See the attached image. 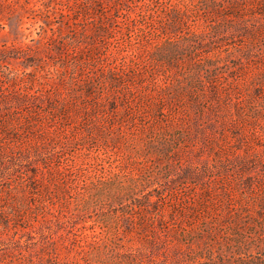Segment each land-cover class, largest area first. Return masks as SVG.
<instances>
[{
  "label": "rangeland",
  "instance_id": "1",
  "mask_svg": "<svg viewBox=\"0 0 264 264\" xmlns=\"http://www.w3.org/2000/svg\"><path fill=\"white\" fill-rule=\"evenodd\" d=\"M178 1L128 0L127 5H121L125 11L114 12L107 19L110 29L106 30V37L96 40L105 43L100 51L103 59H109L110 54L115 53L119 56V64L151 65L148 70L156 69V78L168 80L175 87H188L187 91L181 89L177 106L172 108L174 112L170 110L171 114L163 119L154 110H149L151 117H144L148 110L142 103L132 107L139 114L130 119L127 111L128 101L132 98L124 97L128 94L126 87L105 86L99 78L100 67H86L89 72L86 74L93 78L84 75L86 82L81 87L79 80L71 85L69 77L66 78L69 81L63 83L53 76L54 65L63 67L66 63L56 53L29 69H25V56L18 59L13 52L1 61L5 74L19 72L27 79L30 76L24 73H34L40 78L41 83L33 87L43 98L50 93L48 91L61 90L67 94L93 88L96 94L108 90L120 99L117 110H112L113 104L101 103L100 97H93V94L90 100L93 109L105 105L108 112L100 121L83 113L76 103H70V108L67 106L66 114L49 116L46 147L42 144V153L33 157L35 162L44 159L47 168H52L53 173L59 170L61 176L54 173L55 186L49 180L44 186L37 182L34 190L25 191V196L34 203L43 202L44 196V202L52 210L35 226L23 220L16 222L18 229L14 223L5 224V231H0V264L3 257L8 255L10 259L19 251H29L36 264H264V146L259 148L256 158L250 157V162L242 163L240 160L246 157L248 150L245 135L249 132L241 121L237 125L231 122L238 104L244 99L245 95L241 94L244 88L253 96L251 106L255 103L256 108L262 110L256 123L248 126V131L264 129V99L260 97L264 94V16L257 13L263 10L256 5L257 0H237L239 19H221L213 13L216 10L211 5L202 3L203 0L173 5ZM175 7L188 11V26L183 27L181 36L195 31L208 35L219 25H222V32L209 36L200 54L174 49L155 62L140 47L144 44L148 49H154L165 42L161 28H156L169 27L168 15ZM224 11L232 12L230 9ZM145 12L150 16H144ZM97 22V18L85 22L91 43L95 39L90 36L91 27ZM29 23L19 31L16 20L9 22L6 30L10 36L0 39V45L8 42L10 47L13 41L21 45L22 41L37 38L36 28ZM169 30L172 38L177 39L179 33ZM182 43L183 38L176 44ZM195 44L194 41L185 43V48L192 50ZM136 54L142 58L138 59ZM42 88L43 92H40ZM17 92L4 78L0 80L1 101L4 97L13 100ZM140 93L141 90L136 95ZM32 107L34 104L29 102L22 108L25 112ZM10 109L7 107L3 112ZM238 125L240 128L236 130ZM223 133H229L233 143V136L236 137L235 144L227 148L233 161L224 166L217 158V151L206 146L207 142L210 145V141L217 142ZM237 147L241 150L233 153ZM16 156L23 157L19 153ZM20 158L8 162L5 173L0 174L3 187L19 176L24 177L27 171L32 175V167L25 158ZM43 170L47 175V169ZM214 179L216 181L212 183ZM43 187L48 188V192L42 191ZM210 190L213 199L219 197L217 203L206 198ZM151 195H160L163 203L169 204L165 210L167 217L178 201L185 206L204 197L210 201L212 212L196 220L192 230L194 235L206 230L208 225L212 227V220L222 219L225 223L211 240L205 237L192 249L181 244L180 250H175L176 243L164 242L160 230L163 226L155 212L146 215L136 207ZM177 204L175 207L181 209ZM140 215L152 226L142 236L138 234ZM233 216L238 217V224L244 230L234 231L235 227L231 226L236 224L229 227ZM180 222L177 220L170 225L171 231L176 230L179 237L182 232L177 223ZM153 231L161 239L149 244L146 236H153ZM239 237L242 243L237 241ZM78 240L86 241L88 255L81 251ZM123 254H132L136 256L135 260L133 257L122 259L120 255Z\"/></svg>",
  "mask_w": 264,
  "mask_h": 264
},
{
  "label": "trees",
  "instance_id": "2",
  "mask_svg": "<svg viewBox=\"0 0 264 264\" xmlns=\"http://www.w3.org/2000/svg\"><path fill=\"white\" fill-rule=\"evenodd\" d=\"M34 1L35 0H0V39H5L10 36L6 29L9 22L13 19L17 21V28L19 31L25 24L30 22L29 24L33 28H36L38 34L37 38L31 39L29 42H20L21 45H16L17 42L15 43V41H13L10 47L7 45L8 42L0 45V80L4 78L10 87L18 91L15 96H13V100H11L10 97H4L3 101L0 100V174L3 175L5 173L8 162L20 158L16 156L17 153L21 154L23 156L21 158H25L26 162L32 167V175H29L27 171L24 177L19 176L18 179L11 180L6 187L0 184V231L2 232L6 229L5 224L14 223L16 229H18L19 224L16 222H21V220L35 226L40 223L41 217L48 215L52 210L49 208V205L44 202V196L43 202L41 203H34L32 199L29 201L28 199L30 198L25 196V191L31 192L34 190L37 182L42 183L44 186L45 183L46 185L48 184L49 180V182L55 186L56 181L54 173L61 176L59 170L53 173L52 168L48 167V169L44 159L39 160V163V161L35 162L33 157L35 154L42 153L40 148H42L43 145L46 147L45 135L47 120L50 119L49 116L54 117V114H66L68 108H70L69 104L76 103L80 106L79 109H81L83 113H88L96 121H100L103 115L108 114V112L105 105L93 109L94 107H92L90 101L93 99V94H95L93 97H100L101 103L107 102L111 106L113 104V107L110 108L112 110H117L116 106L120 99L119 96L108 90L96 94L93 92V88L75 93L68 92L67 94L63 93L61 90L57 92L48 91L50 93H47L45 98H43L37 95L33 87L37 83L40 84L42 81L40 78L36 77L34 73H24V75L30 76V78L26 79L22 77L19 72L15 73L14 71H10L7 74L2 72L3 65L1 61L10 57L12 52L17 54L18 59H21V57H19L21 55L25 56V69L32 68L35 65L37 66V63L42 62L43 58L56 53L59 58L64 59L66 63H63V67L54 65L55 67L53 68L55 71L52 72V74H54L53 76H56L57 79L63 83L70 80L71 85L74 84L73 82L75 80H79L81 87L85 86L84 84L86 82L83 76L89 73L87 72L88 70L86 71V67L93 66L96 67V69L100 67L101 73L99 78L103 81L105 86L126 87L128 94L124 95V97L126 99L132 98V100L128 101L129 107L127 111L130 119L136 118L139 114V112L132 108L137 103H142L144 108L148 110L146 113L147 115L144 117H149L151 115L149 110H154L157 116L163 119L168 116L169 113L171 114V112H174L172 108L177 106L175 103L179 101L181 89L184 91L188 90V87H181V85L175 87L171 85V82L168 80L156 78V69H154V71L148 70L151 68V65L142 67L141 64H139L134 67L129 62L119 64L117 61L119 56L115 53H111L109 59H103L100 51L104 48L105 43H99L96 40L106 37L104 34L107 33L106 30L110 29L107 19H109L114 12L119 14L125 11V9H122L121 5H127L128 0ZM188 1L189 0H179L177 4L173 5H188ZM37 3H40V6L37 5ZM202 3L211 5L213 10H216L213 13L218 14L219 16L217 17L221 19H239L237 15L240 4L237 0H203ZM51 5L59 6V8ZM144 5H146V3H144ZM256 5H260V9L263 10L257 13L264 16V9H262L264 8V0H257ZM226 9H230L232 12L225 13L227 12L224 11ZM187 12L188 11L185 9L172 8L167 19V21H171V23L168 24L170 28L168 26H166L167 28L162 26L156 28L157 30L161 28V36L165 39V42L162 44L157 43L158 45L154 47V49H148L147 45L143 44L140 50H143V52L148 54L149 58L153 61L155 60V62L161 60L164 53L167 54L174 49L187 51L192 55L200 54L204 49L207 38L222 32V25L213 27L208 35L200 31H195L190 35L181 36L180 34H182L183 27L188 26L186 21L188 17ZM143 14L144 16H147V14L150 16L148 12ZM96 18L98 22L95 24V27H91L90 36L95 38L92 41L93 43H91L88 37L89 27L85 25V22L89 19L94 20ZM81 20H84V22H81ZM169 29L179 33L177 39L174 40V38H172ZM261 29H263L262 26ZM258 30H260L259 27ZM182 38L184 39V43L176 44L177 42L179 43ZM191 41H194L196 44L193 45L192 50H188L185 48V43ZM134 56L138 59L142 58L139 54ZM84 65L85 68H83ZM147 70L148 73H146ZM67 77H69V80L66 79ZM87 77L93 78L91 75H87ZM202 82L203 80L199 78V83ZM238 85H240V82H238ZM261 86L262 85H260V87ZM43 89L44 88H42L40 92H43ZM140 90L141 93L136 95ZM223 90L224 88L220 89V91ZM241 94H244L246 97L243 96L244 99L238 104L237 113L232 115L231 122L237 125L236 123L241 121L242 125L246 126L247 132H249V135H245L246 139H248L246 157L240 160L242 163H248L250 162V157L256 158L259 153V148L264 146V129L257 131L256 128H253L251 131H248V126L252 127L254 123H256L262 114V110L256 108L257 105H255V103L251 106L254 99L251 98L253 97L252 95L246 93V89L242 88ZM214 97H216V93H214ZM260 97L264 99V94L260 95ZM45 100L47 101L46 104ZM29 102H32L34 107L24 112V108L22 107L29 104ZM101 103L99 106H101ZM169 103H171V105ZM7 107H11V109L8 110L7 113L3 112V109L6 110ZM42 120L45 121L43 122ZM238 127L240 128L238 125L236 130H238ZM233 137L235 138L233 139L234 143L231 142L232 137H230L229 133H223L222 137L217 141L220 143L210 141L211 145L208 142L206 144L210 150L217 151V158L223 166L233 161L230 152L227 151V148L231 147V144H235L236 142V137ZM239 150H241V147L235 148L233 153ZM43 169H47V175L44 173ZM215 181V179L212 180V183ZM45 189L46 187H43L42 191ZM57 189L61 190L59 186H57ZM47 190L48 188L45 191L48 192ZM150 197L151 198L146 197L145 200L138 203L136 207L140 211L145 212L146 215L155 212V215L160 219L159 222L162 223L160 225L163 226L160 230L165 237L164 242L170 241L173 244L176 243L177 245L174 244L175 250H180L181 244L192 249L195 243L203 240L205 237H210L211 240L212 237L217 236L218 229L221 228L222 223H225L222 219L212 220L214 221L212 227L208 225L206 230H200L199 233L194 235L192 234V230L195 227L196 220H201L205 215H210L212 212L210 208L211 204H209L210 201H207L204 197L203 199L195 200L193 205L187 206L183 203L181 205L180 201H178V204H176L181 206V209L176 208V204L174 203L167 217L165 210L169 208V204H164L160 195H156L155 197L151 195ZM207 197L212 199L213 202L211 203L215 201L217 203V199L219 200V197L213 199L211 190L206 198ZM52 204L54 205L55 203ZM240 204L243 205L242 203ZM45 206H47V210ZM150 207H152V209H150ZM140 216L138 228L140 233L138 234L142 236V234H144L143 232H145V230L148 232L152 226L148 225V223L146 224L147 220H145V217L143 218L142 215ZM238 217L241 216L238 215ZM238 217L233 216L232 221L228 224L229 227L232 224H236V226H231L235 227L234 231L244 230L243 226L238 224ZM177 220L181 221L180 224L177 223V227L182 232L180 233V237L177 231H171L170 227V225H173V222ZM184 220L186 222H183ZM244 227L246 228V226ZM153 232V236H149L148 234L146 236L149 244H154L157 239H161V236L155 231ZM86 236L89 237L88 235ZM237 241L242 243L240 237ZM247 244L246 242L245 245L247 246ZM79 248L81 251L85 252L88 248L86 241H79ZM94 250L95 248H92V251ZM27 252L28 253L19 251L18 253H14L10 259L8 258L9 256L6 255L2 258L4 260L2 264H36L31 253L29 251ZM85 253L88 255V251ZM120 257L122 259L133 257L134 259L136 256H132V254H123L120 255Z\"/></svg>",
  "mask_w": 264,
  "mask_h": 264
}]
</instances>
